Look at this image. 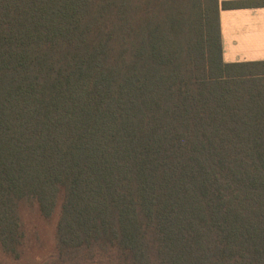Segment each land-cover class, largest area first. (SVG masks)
<instances>
[{"label":"trees","instance_id":"16d2710c","mask_svg":"<svg viewBox=\"0 0 264 264\" xmlns=\"http://www.w3.org/2000/svg\"><path fill=\"white\" fill-rule=\"evenodd\" d=\"M219 11L0 0L6 254L32 203L59 210L42 264H264V61H224Z\"/></svg>","mask_w":264,"mask_h":264},{"label":"crops","instance_id":"0c3cea01","mask_svg":"<svg viewBox=\"0 0 264 264\" xmlns=\"http://www.w3.org/2000/svg\"><path fill=\"white\" fill-rule=\"evenodd\" d=\"M219 0L225 62L264 61V5L227 7Z\"/></svg>","mask_w":264,"mask_h":264},{"label":"rangeland","instance_id":"374dc122","mask_svg":"<svg viewBox=\"0 0 264 264\" xmlns=\"http://www.w3.org/2000/svg\"><path fill=\"white\" fill-rule=\"evenodd\" d=\"M22 215L27 229V241L18 259L6 254L0 245V261L3 264H42L56 250V226L59 210L50 218H44L36 204L25 203Z\"/></svg>","mask_w":264,"mask_h":264}]
</instances>
